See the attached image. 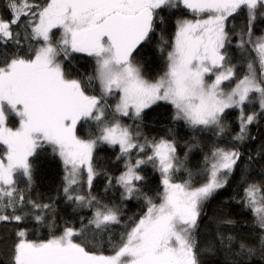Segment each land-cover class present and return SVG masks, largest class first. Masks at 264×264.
I'll list each match as a JSON object with an SVG mask.
<instances>
[{
    "label": "snow or ice",
    "instance_id": "1",
    "mask_svg": "<svg viewBox=\"0 0 264 264\" xmlns=\"http://www.w3.org/2000/svg\"><path fill=\"white\" fill-rule=\"evenodd\" d=\"M0 264H264V0H0Z\"/></svg>",
    "mask_w": 264,
    "mask_h": 264
},
{
    "label": "trees",
    "instance_id": "2",
    "mask_svg": "<svg viewBox=\"0 0 264 264\" xmlns=\"http://www.w3.org/2000/svg\"><path fill=\"white\" fill-rule=\"evenodd\" d=\"M145 62L150 66V70L155 72L159 70L160 61L153 54L149 53L144 57ZM169 123V114L163 109L158 110L153 113L149 119L148 127L145 128V132L151 135H161L163 134V129ZM181 136L187 135V130L182 127L179 128ZM102 156H110L111 153L107 154L101 153ZM62 168L58 160L51 157L46 158L41 166L37 176V186L41 192L51 193L57 186L61 183L62 177ZM152 182L155 183V178L152 179ZM212 207H215V202L212 204ZM236 211H239L237 208Z\"/></svg>",
    "mask_w": 264,
    "mask_h": 264
}]
</instances>
